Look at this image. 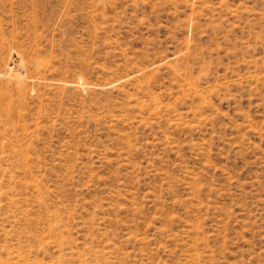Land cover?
I'll return each mask as SVG.
<instances>
[{
	"label": "rangeland",
	"instance_id": "rangeland-1",
	"mask_svg": "<svg viewBox=\"0 0 264 264\" xmlns=\"http://www.w3.org/2000/svg\"><path fill=\"white\" fill-rule=\"evenodd\" d=\"M0 264H264V0H0Z\"/></svg>",
	"mask_w": 264,
	"mask_h": 264
}]
</instances>
